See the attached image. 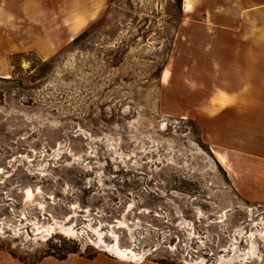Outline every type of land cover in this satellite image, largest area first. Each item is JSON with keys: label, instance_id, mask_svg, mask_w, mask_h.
<instances>
[{"label": "rangeland", "instance_id": "obj_1", "mask_svg": "<svg viewBox=\"0 0 264 264\" xmlns=\"http://www.w3.org/2000/svg\"><path fill=\"white\" fill-rule=\"evenodd\" d=\"M218 3L105 0L43 55L10 52L22 35L0 6V250L111 256L102 239L139 262L217 264L249 249L264 200L237 194L198 118L228 70L213 64ZM68 9L46 5L45 18ZM254 243L259 257L231 264H264Z\"/></svg>", "mask_w": 264, "mask_h": 264}, {"label": "crops", "instance_id": "obj_2", "mask_svg": "<svg viewBox=\"0 0 264 264\" xmlns=\"http://www.w3.org/2000/svg\"><path fill=\"white\" fill-rule=\"evenodd\" d=\"M105 0H0L6 6L7 29L20 30L21 45L10 52L52 53L55 29L69 39ZM46 5H64L58 20L45 18ZM77 6H83L77 12ZM9 7H18L16 16ZM72 7V9L70 8ZM79 14V15H78ZM213 64L223 68L217 90L198 115L205 141L242 198L264 200V0H219L214 11ZM49 31V33H47ZM216 38V39H215ZM225 77V78H223ZM0 264H163L127 261L104 253L93 258L70 254L64 259L44 256L34 262L20 260L0 250Z\"/></svg>", "mask_w": 264, "mask_h": 264}, {"label": "bare ground", "instance_id": "obj_3", "mask_svg": "<svg viewBox=\"0 0 264 264\" xmlns=\"http://www.w3.org/2000/svg\"><path fill=\"white\" fill-rule=\"evenodd\" d=\"M192 1L193 0H184L186 8L188 11L192 10ZM26 193H28L26 191ZM31 195V193H29ZM53 228L52 226H50ZM57 228L61 229L65 233H72L73 228L69 224L66 223H60L57 224ZM238 232L242 233L241 230ZM258 236L260 239H264V229L259 227L256 232H250L248 235L249 240H250V245L249 249L247 251H240L235 244L231 246V251L232 253L228 256L226 255H220L217 257V264H231L234 262H239V263H247L250 261V259L255 255L258 256L256 253V245L254 243V239ZM237 239V237L235 238ZM99 243H102V250L110 252L113 256L119 257L121 259L127 260V261H134V262H139L137 261L139 257L130 249H122L120 248L117 243L115 242L114 244H106L103 242V240H99ZM259 257V256H258ZM204 260V259H203ZM141 262V261H140ZM191 264H202V262H197V261H191Z\"/></svg>", "mask_w": 264, "mask_h": 264}, {"label": "trees", "instance_id": "obj_4", "mask_svg": "<svg viewBox=\"0 0 264 264\" xmlns=\"http://www.w3.org/2000/svg\"><path fill=\"white\" fill-rule=\"evenodd\" d=\"M94 255L87 256V258H93ZM65 257H61L60 259H64ZM21 260V259H20Z\"/></svg>", "mask_w": 264, "mask_h": 264}]
</instances>
